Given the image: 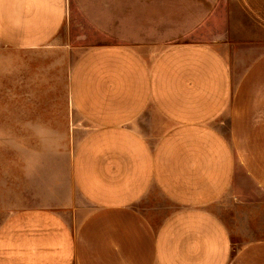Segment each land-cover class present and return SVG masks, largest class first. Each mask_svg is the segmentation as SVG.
<instances>
[{
  "label": "crops",
  "instance_id": "obj_1",
  "mask_svg": "<svg viewBox=\"0 0 264 264\" xmlns=\"http://www.w3.org/2000/svg\"><path fill=\"white\" fill-rule=\"evenodd\" d=\"M69 1L0 0L2 49L66 53L84 128L69 161L79 198L5 215L0 264H264V238L233 246L220 214L255 191L264 202V0H228L169 45L80 53L60 40Z\"/></svg>",
  "mask_w": 264,
  "mask_h": 264
},
{
  "label": "rangeland",
  "instance_id": "obj_2",
  "mask_svg": "<svg viewBox=\"0 0 264 264\" xmlns=\"http://www.w3.org/2000/svg\"><path fill=\"white\" fill-rule=\"evenodd\" d=\"M226 3L70 0L68 30L60 40L75 44L77 53L106 43L169 45L185 40L194 20L217 14ZM20 55L0 47V221L10 212L45 207L67 195L79 198L69 161L84 128L74 129L76 117L69 113L66 53ZM255 194L250 206L228 210L231 203L225 202L220 210L235 247L264 238V202ZM164 203L156 208L158 221L166 214Z\"/></svg>",
  "mask_w": 264,
  "mask_h": 264
}]
</instances>
